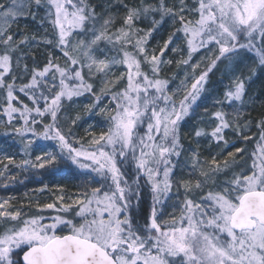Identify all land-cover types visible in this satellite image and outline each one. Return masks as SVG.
<instances>
[{
    "label": "snow or ice",
    "instance_id": "6c2138e0",
    "mask_svg": "<svg viewBox=\"0 0 264 264\" xmlns=\"http://www.w3.org/2000/svg\"><path fill=\"white\" fill-rule=\"evenodd\" d=\"M260 76L264 0H3L0 135L18 151L0 147V187L65 170L79 183L0 197V264H264V115L258 135L245 119ZM97 116L105 130L73 132Z\"/></svg>",
    "mask_w": 264,
    "mask_h": 264
},
{
    "label": "rangeland",
    "instance_id": "374dc122",
    "mask_svg": "<svg viewBox=\"0 0 264 264\" xmlns=\"http://www.w3.org/2000/svg\"><path fill=\"white\" fill-rule=\"evenodd\" d=\"M3 0H0V3H2ZM95 2V0H94ZM27 24V23H23L20 25L21 28H23V26ZM16 25H13V32L16 31ZM172 29L168 26V24H166L164 26L163 29H161L160 32L156 33L154 38L151 40V43L149 45V47H154L157 46V44H159L160 46H162L163 44V40L167 38L168 33L171 31ZM35 32H37V30H33ZM30 31V32H33ZM49 31H51V29H49ZM38 35H42L43 34V29H41V32H37ZM51 49L43 44L39 45L38 47L33 48V51L35 52V55L37 57V60L40 61L41 65L45 62V58L47 55V52L50 51ZM57 55H59V53H57ZM205 55V53L201 52L199 55L195 56L193 63H195L197 60H199L201 58V56ZM165 59H173L178 60L180 59L179 55L173 56L171 49L168 50V54L165 56ZM27 63L31 66L32 61L29 60L27 61ZM177 71L176 65L175 63H173V65L171 67H166L165 71L163 73V75L165 76H172L173 73H175ZM181 75H183V71L181 70ZM220 73L219 71H217L214 76L213 79L215 80L217 77H219ZM177 83L179 82V78H177ZM173 87H175V84H173ZM264 87V76H260L257 79H254V81L250 84L249 86V97H256V99H254V101L250 104V107L247 109L246 111V115H245V119H253L254 115L252 110L255 113L254 107L257 106L255 104V102H257L258 100H260L259 98V93L262 90V88ZM25 102H28L26 99H24ZM90 101L87 98H79L78 100H76L75 104L71 107H69L67 109V112L70 116L75 117V115L77 113H82L83 110V105L89 103ZM105 104L107 103V101L104 102ZM210 103V102H209ZM101 107H103V105H101ZM215 110V109H213ZM199 111V110H198ZM230 111V109H229ZM63 115V114H62ZM6 118L0 114V121L5 120ZM195 117H193L192 120H190L188 122V124L182 128V133H186L189 132L192 126V123L195 121ZM62 123H64L63 119L61 121ZM244 121L242 120L241 123H243ZM70 123V121L68 122ZM89 125H94V128L92 129L93 131H95L97 134H99L100 131L105 130L106 125L103 124L102 118L101 117H94L93 119H88L87 117H84L82 119V121L78 122V126L73 128V132L77 135V136H84L85 135V129L88 128ZM67 126V125H65ZM3 127L2 125H0V132H3ZM248 135H253V134H257L258 135V130L256 127L252 126L251 130L246 133ZM227 138L232 140L235 139L236 137L234 136L233 132L231 130H227ZM189 143L188 140H185V144L187 145ZM193 145H195V142H192ZM208 141L201 139L200 140V146L202 148V150L204 148L207 147ZM255 141H252L251 143L247 144V145H243V144H237V147H246L248 149L249 152L252 151V147H254ZM0 147H6L8 149V151L11 152H17L18 149L12 145V140L10 137L5 138L4 136L0 135ZM229 150H234V149H229ZM35 154H39V150H37ZM204 155L208 156L209 153L207 151H204ZM20 156H17V159H20ZM23 178V177H21ZM47 183L49 185L50 188H52L55 185H62L64 186L69 192H73L76 190L75 186L79 183V178L76 176H73L72 174L68 173L67 170H65L64 173L60 174V175H56V176H50L47 173H44L42 176H37V177H33L32 179H30L29 181H26L23 185L20 184H16L13 186H10L7 190L3 189L2 187H0V197H8V196H13L16 199L14 200V203L19 205L21 202L27 203V199L25 198V192H28L29 195H32V191L34 189L40 188L43 186V184ZM50 193L49 192H45L43 195H40L38 197L39 202L40 203H46V202H51L50 199ZM33 203H35V201H33ZM170 211V209H169ZM46 216H50V215H54L55 213L52 210H46L44 213H42Z\"/></svg>",
    "mask_w": 264,
    "mask_h": 264
},
{
    "label": "trees",
    "instance_id": "16d2710c",
    "mask_svg": "<svg viewBox=\"0 0 264 264\" xmlns=\"http://www.w3.org/2000/svg\"><path fill=\"white\" fill-rule=\"evenodd\" d=\"M23 23H27V25H28V31L37 30V32H41V29L38 30L36 23H34L33 21H31L30 19L29 20H21V21H19V25H21ZM258 96H259L260 100H258L257 102H255V104L257 105V106L254 107L255 113L252 110L253 115H254V117L252 119L253 126H254V122L256 120H258L261 115H264V87L262 88V90L260 91V93H259ZM21 99L24 100L26 98L23 97L22 94H21ZM252 149H253V147H252Z\"/></svg>",
    "mask_w": 264,
    "mask_h": 264
}]
</instances>
